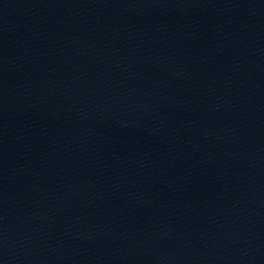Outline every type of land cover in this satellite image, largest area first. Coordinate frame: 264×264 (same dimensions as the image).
Masks as SVG:
<instances>
[{
    "label": "water",
    "instance_id": "obj_1",
    "mask_svg": "<svg viewBox=\"0 0 264 264\" xmlns=\"http://www.w3.org/2000/svg\"><path fill=\"white\" fill-rule=\"evenodd\" d=\"M0 264H264V0H0Z\"/></svg>",
    "mask_w": 264,
    "mask_h": 264
}]
</instances>
